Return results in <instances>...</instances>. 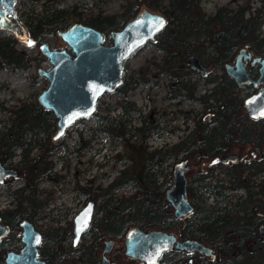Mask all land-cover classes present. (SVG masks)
I'll use <instances>...</instances> for the list:
<instances>
[{"label":"trees","instance_id":"obj_1","mask_svg":"<svg viewBox=\"0 0 264 264\" xmlns=\"http://www.w3.org/2000/svg\"><path fill=\"white\" fill-rule=\"evenodd\" d=\"M262 6V4L251 6L249 0L241 2L227 0L216 5L211 12L202 8L200 0H123L119 2V10L110 12H104L100 7L94 11L84 12L74 3L60 8L52 7L50 10L44 6L45 12L42 14L35 13L24 19L31 43L36 50L35 55L30 56L26 51L16 48L14 46L16 38L10 33H0V68L3 64L9 69L26 67L31 59L36 60L44 56L39 48V44L44 41L42 36L54 34L72 23L90 25L104 32L103 40H107L109 39L107 33L110 30L118 29L138 10L146 7L158 10L165 17V23L157 32L153 46L157 51L166 53H163L162 61H158L155 55L148 58V65L151 67L148 70L153 69L154 73L165 70L170 74L181 75L183 71L189 70V67L186 66L183 55L173 50H182L194 53L202 60H208L214 69H220L223 74V63L232 59L241 46L246 45L254 52L264 51ZM70 20L73 21L70 23ZM241 27H244V31L239 34ZM145 71L138 67L132 69L128 76L124 74L123 90L135 87L133 73H138L141 80H146ZM125 76L127 77L124 78ZM215 80L214 78L210 92L215 123L207 125L196 118L194 131L186 134L180 141L163 149H147L146 137L151 132H156L158 125L156 121L142 119L141 125L134 126L129 136L122 139V149L116 150L113 154L117 159L120 155L127 160L132 156L131 161L119 168L116 175L104 186L100 184L76 186L86 196L93 199L99 196L96 209L100 213L94 217L87 230V241L74 246L70 243L69 229L62 226H48L43 229L45 241L39 246V254L45 259L46 264H95L100 245L99 234L120 239L124 232L132 227L167 230L176 227L177 218L172 215V208L164 198V192L171 182V175L167 173L165 164L169 158H173L174 161L183 157L190 160L191 176L187 180L186 191L192 202V210L184 219L181 233L201 237L208 242L217 241L219 242L217 245L228 254V257L220 262L205 255H197L198 264H264V239L246 245V236H250L252 230L250 224L242 220L247 212L253 211V207H256L261 211V220L264 221L262 162H254L252 167L246 166L244 171L237 162L215 166L200 164L201 161H206L222 151L223 147H230L238 141L240 143L249 141L256 137L255 133H264V118L251 120L246 117L240 107L241 97L238 96V90L234 89L236 84L232 79L228 78L225 82ZM29 95L32 96L31 99H19L16 104L4 106L0 102V113L4 115V118H0L2 121L0 161L6 159L4 153L12 155L14 147L19 146L20 157L16 161V166L25 169L28 191L30 190L33 195L25 192L24 185L18 190L8 192L17 193L14 213L27 218H31L34 212H40L52 197L49 190L39 188L37 184L44 178H54L50 155L68 133L65 132L58 139H52L56 129V116L38 102L32 90ZM208 95L205 93L197 99L205 102ZM97 108L99 104L96 105L94 114ZM106 108L109 106L106 105ZM97 116L102 118L100 115ZM120 124L113 132L110 128L103 129L117 137L126 130L123 122ZM239 125L244 132H239ZM202 167L203 170L200 169ZM214 167H217V172H212ZM252 172L260 175V180L256 183L247 180ZM218 173H221V176ZM242 174H245V180H241ZM211 177L215 178L213 183L210 182ZM123 185L132 186L134 190L127 194L117 193L116 188ZM240 185L245 190L248 187L255 189L248 191L245 197L234 195L231 199L229 196L225 199L228 189ZM202 193L214 194L217 201L221 200L222 206L218 205L214 210L222 208L223 212H216L212 216L209 215L212 209L203 210ZM26 199L29 201L26 202L27 207L23 204ZM24 210L28 213H24ZM0 214L5 221H12L6 213ZM177 226H180V223ZM226 231H229V234L225 233ZM228 236L233 238L230 245L225 241V237ZM1 242L0 257L3 249ZM182 258L184 256L181 251L171 249L162 254V262L158 264H180ZM122 264L140 263L129 259Z\"/></svg>","mask_w":264,"mask_h":264},{"label":"water","instance_id":"obj_2","mask_svg":"<svg viewBox=\"0 0 264 264\" xmlns=\"http://www.w3.org/2000/svg\"><path fill=\"white\" fill-rule=\"evenodd\" d=\"M15 1L0 0V30L7 31L26 42L29 37L22 20L16 15ZM157 20H163L165 23L162 13L142 7L121 27L107 33V37L111 39L110 43H104V32L76 22L57 31L69 46V51L66 46L51 47L47 41L39 44L40 51L47 58L49 65L37 69L46 79V85L38 92L36 98L44 108L50 109L56 116V129L52 139L60 138L75 120L92 114L98 97L120 83L125 60L162 28L156 23ZM243 30L244 27H241L239 33ZM249 55L250 52H245V47H241L235 61L226 62L224 67L236 83L250 81L254 85L263 84L256 92L243 99L248 115L258 117L264 115V57H252V61H260V67L258 75L250 78L245 62L241 59ZM186 61L201 74L205 73V68L197 55H188ZM256 149L257 147L251 153L253 154ZM236 158L235 153L224 157L214 156L208 163H226ZM188 167L189 163L185 158L177 159L172 164L171 182L164 192V198L175 216H183L192 210V203L186 191L185 172ZM8 175L14 176L15 170L5 168L0 163V182ZM93 213L94 200L87 199L73 215L71 226L73 244L80 238L81 233L88 229ZM19 225L22 246L18 251H7L4 255V264H45V261L38 257V245L42 241L40 231L25 218ZM263 228L264 224H261V229ZM158 230L129 228L124 242L125 254L146 264H155L162 251L169 248L174 240L172 234ZM5 231L6 226L0 223V235ZM105 242L108 245L111 240ZM175 245L178 248L195 249L210 254V248L195 238L177 241ZM107 249L105 246L104 250ZM104 261L103 257L101 264Z\"/></svg>","mask_w":264,"mask_h":264},{"label":"rangeland","instance_id":"obj_3","mask_svg":"<svg viewBox=\"0 0 264 264\" xmlns=\"http://www.w3.org/2000/svg\"><path fill=\"white\" fill-rule=\"evenodd\" d=\"M120 1L123 0H16L14 8L18 18L25 24L24 19L26 16L35 15V13L42 14L45 12L44 6L50 10L52 7L60 8L74 3L78 4V9L84 12L89 10L94 11L97 7L103 9L104 12H110L112 10H119ZM226 1L227 0H201L200 5L205 11L211 12L216 5L225 3ZM236 2H241V0H236ZM249 4L251 6H259L262 4V10L264 12V0H249ZM153 11L159 12L155 9H153ZM72 21L73 20H70L69 22L71 23ZM0 33L9 32L0 30ZM26 33L29 37L28 41L31 42L28 30ZM15 38L16 41L14 46L16 48L26 51L30 56L35 55L36 50L32 43L31 46H29L28 41L25 42L17 37ZM42 40L47 41L51 47H64L66 45L57 32L42 36ZM103 41L107 44L111 42V39ZM152 55H155L158 61L161 60L160 52L155 50L152 44H145L137 48L124 62L126 66L125 75L131 73L132 69L141 67L146 70L145 75L147 79L137 80L136 78V87L128 94H125V96L121 93L116 95L109 91L103 92L99 96V100L97 99V102L99 101V108H97L96 114L92 113L86 117L79 118L66 129L65 132H68L67 136L50 155V159L53 162L52 169L54 178H44L37 184V187L43 188L46 191L49 190L52 193V197L35 216L42 230L46 229L48 226L63 225V223L71 219L73 214L81 207L85 196L76 186L88 184H100L104 186L116 175L119 168L130 162L124 159L123 155H120L119 159L113 156L116 150L120 151V149H122L121 141L125 136H129L128 132L125 131L123 134L115 137L113 134L103 129L110 128L113 132L118 126L117 123L114 124L113 119H126L123 112L120 111L119 104H116L118 100L120 103L124 100H129L133 103V109L129 111L130 117L133 118V120H130L128 124L124 123V127L128 128V131L130 127L140 122V118L138 117L139 114H146V119L156 121L159 126L163 123V119L166 120L168 116L170 119L176 117L175 112L177 111L176 108H178L176 106H180L187 116L178 113L175 124L180 125L183 120V124L184 121L188 122L185 126H193V119L188 114V109L189 107L192 108V110H194L193 115H198L200 114L201 104L195 101H189L188 99L181 100L178 104H173L169 99L164 98V90H167L169 83H171L173 87L174 84L172 82L174 81H172L166 73H154L153 69L148 70V68L151 67H149L147 59ZM48 65L45 55L38 57L36 60L31 59L30 64L26 67H14L9 69L3 64L0 68V102L4 106H7L18 103L19 99H31L32 96L29 95L30 90H32L35 97L46 85V79L37 72V69L46 68ZM133 74L135 77L137 76V73ZM200 90L199 87L198 92ZM106 105H108L109 108H106ZM162 108L164 112L161 113ZM170 111L172 112L170 113ZM160 113L162 117L159 116ZM97 115L102 116V118H98ZM0 118H4V115L1 113ZM1 126L2 121L0 120V129ZM184 133L185 130L182 131L178 129H172L170 132H162V134H155L152 132L146 138L147 148L167 147L179 140ZM131 139L132 137H130L129 140L131 141ZM14 151L16 152L17 149L15 148ZM173 162V158H169L165 164V169L170 175ZM212 172H217V168H212ZM218 175L221 176V173H218ZM186 177H189L188 172L186 173ZM20 183V180H16L11 185H8V188L11 189ZM5 189L6 186H0V207L9 203L7 200L5 201L3 193ZM133 190V187L129 185L116 188L117 193L124 194L130 193ZM42 194L44 195V193ZM202 194L204 195L201 203L203 210L213 209L218 205L222 206L223 202H221V200L217 201L214 194ZM234 195H243V188L236 186L235 188L228 189L225 193V199L228 196V198L231 199ZM14 204L15 202L13 201L7 206H13ZM117 245L120 247L121 243L117 242ZM118 247L115 248L114 246L111 251L113 258L117 256L120 250Z\"/></svg>","mask_w":264,"mask_h":264},{"label":"flooded vegetation","instance_id":"obj_4","mask_svg":"<svg viewBox=\"0 0 264 264\" xmlns=\"http://www.w3.org/2000/svg\"><path fill=\"white\" fill-rule=\"evenodd\" d=\"M24 26H25V28H27L25 24H24ZM156 35H157V33H155L153 35V38L147 39L141 46H144L145 44H147V45L148 44H152L153 45V41H154ZM65 46H66V48L69 51L70 50L69 46L67 44ZM241 47H245V52L246 51L250 52V55L247 58L243 59L241 57V59L245 62V67H246L247 73L250 76V78H255L258 75V73H259L260 61L259 60L252 61L251 59H252L253 56L264 57V53H263L264 51L263 52H254L253 50H250L249 48H247L246 45H243ZM240 48L237 49V51L235 52L233 58L230 59L229 61H226V62L233 63L235 61L236 54L238 53ZM173 51L178 53L181 56L183 55L184 62L187 64L186 66L189 67V70L183 71L181 75L170 74L169 72H167L165 70H160L158 72V73H166V74H168V76L172 79V81H174V82H172L174 84L173 87H172L171 83H169V86H168L167 90H164V93H163L164 98L169 99V101L171 103H173V104H178L181 100H184V99H188L189 101H195V102H198L199 104H201V110L199 111L200 114L193 115L194 110H192V108L189 107V109H188L189 113L188 114L193 119V123H192L193 126H191V127L185 126V125L188 124V122L184 121V124H183V120L180 123V125H181L180 126L179 124H175V120H176L177 114L181 113L184 116H187V114L183 112V110L180 108V106H176V107H178V108H176L177 111L175 112L176 117H174V118L172 117V119H170L169 116H168L166 120L163 119V123L158 126L159 130L157 129V131L154 132L155 134H160V133L162 134V132H170L172 129L173 130L174 129H178V130H182V131L185 130V133L183 134V136L179 140L176 141V142H178L186 134H188L189 132H193L194 131V129L196 127V123H195V119L196 118L200 119V121H202V122H206L207 125H212L213 123H215L216 122V120L214 119L215 113L212 110V99H211V95H210V92H211V89H212L211 87H212V85L214 83V81H213L214 78L216 79L215 81L218 80V81H222V82L227 81L228 78L233 80V82L236 84L234 86V89L238 90V93H239L238 96L241 97L240 107H241L243 113H245L247 118H249L251 120H259L260 118H264V115L258 116V117L249 116L247 111H246V108H245V106L243 104V99L247 95H250V94L256 92L263 84L259 83V84L254 85L250 81H246V82L241 83V84L236 83L234 78L231 75H229V73L225 70L224 64L226 62L223 63V70H224L223 71L224 75H223L222 71L220 69H217V68L214 69L212 63L208 62V60H202L197 55L198 58H199L200 63L205 68V73L201 74L198 70H196L194 67H192L186 61L187 56L190 55V54H194V53H190L188 51H182V50H173ZM163 53L165 54L166 52L165 51H160V55H161V60L160 61L163 60V58H162L163 57L162 55H164ZM150 58H151V56H150ZM125 69H126V66L124 64L123 71H122V74H121L120 83L118 85L112 87L111 89L107 90V91H109L111 93H114L116 95L121 93L123 96H125V94H128L132 89H134L136 87V85H135L134 88H127L126 90H123V86L125 84V82H124L125 79H123V75L125 74ZM251 69H253L252 72H251ZM128 74L129 73H127V76H128ZM127 76H125L124 78H126ZM136 78H137V80H141L140 75H138V73H137V76L134 78V80H136ZM181 82H183V83H181ZM147 85H149V84H147ZM199 87H200L201 90L198 92V88ZM205 93L207 95L209 94L208 95L209 97L207 98V100L205 102H204V100H201V99L198 100L197 99V97H202ZM98 100H99V97H98ZM98 103H99V101L96 102L95 108H96V105H98ZM116 104H119L118 106L120 107V111L123 112V114L125 115L126 119L123 120L122 118L121 119L120 118H114L113 119L114 124L117 123L118 126H120L121 122H123V124L124 123L128 124L130 120L132 121L133 118L130 117L129 111L131 109H133V103L131 101H129V100H124L123 102L120 103L119 100H118L116 102ZM124 105L126 107H124ZM112 108H113V106H112ZM153 109H154V107H153ZM162 112H164L163 108H162L161 113ZM171 112L172 111H170V113ZM161 113L159 114V116L162 117ZM171 116H174V115H171ZM138 117L140 118V122L137 125H133L132 127H130L129 131H128V128H126L125 131H127L128 134H130V132H132V129H133L134 126H140L141 125L142 119L146 120V118H147L146 114H139ZM167 120H169V121H167ZM239 126H240L239 132H244V129L242 128V126L244 127V124H242V126L241 125H239ZM255 136L256 137H254L253 139H251L249 141H246V142H243V143H240V141H238L236 143L231 144L230 147H227V146L223 147L222 151L214 154L213 156H211L206 161H201L200 164H202V165H207L208 164L210 166H215L217 164L227 165L229 163L237 162V163L240 164V166H242L243 171L246 170V166L252 167L254 165V162H256V163L257 162H262L261 166L264 167V133L263 132L255 133ZM176 142H174V143H176ZM172 144H170L169 146H171ZM169 146H167V147H169ZM256 147H257L256 151L252 154L251 151H253ZM15 148L17 149V151L16 152L14 151V154L7 155L6 153H4V157L6 159L4 161H2V162L0 161V163L5 168L9 167V168H12V169L15 170V175L14 176L13 175H8V176H5V177L2 178V180L0 182V186L1 187L2 186L8 187V185H11L16 180H20L21 181V183L18 184L17 186L12 187L11 189L10 188H6L5 191H3L4 197H5V201L7 200V202H9V203H7V204L3 205L2 207H0V213H6L12 221L11 222L5 221L2 218V215L0 214V223L4 224L6 226V231L3 234L0 235V242L2 241L1 242V246L3 248L2 251H1V257H0L1 264H4V255H5V253L7 251H18L19 248L22 246V241L20 239L21 238V227L19 225V222L23 218H25V219L29 220L30 222H32V224L40 231L41 236H42V241L38 245V257H40L41 259H43L45 261V259L42 258L41 255L39 254V246L45 241V238H44V235H43V230L39 227V223L37 222V219L35 218L37 213L34 212L32 214L31 218H27L26 216H19L18 214H15L14 213V209L16 208V204H17V197H16L17 193L16 192H12V193L8 192V190H14V191L18 190L22 185H24L25 186V189H24L25 192L29 193V195H31V194L33 195V193L30 190L28 191V184L26 182L25 169L24 168L20 169V168H18L16 166V161L20 157V155H19V152H20L19 150L20 149H19V146H15L14 149ZM163 148L164 147H162L160 149H163ZM233 153H235L237 155V158L234 161H228L226 163H221V162H216V163H213V164H209L208 163L209 160L212 157H214V156L224 157V156H227V155L233 154ZM31 155H33V154L31 153ZM131 157L132 156H129V161H131V159H132ZM183 158H185L187 160V162L190 163V160L188 158H186V157H183ZM175 161L176 160H174V162ZM200 169L203 170L204 168L202 167ZM190 171H191V168H190V164H189V167H188V169L185 172V177H186V173L187 172L189 173V177L191 176V172ZM189 177L188 178L186 177V184H187V180L189 179ZM210 179H211V183H213V179H215V178L211 177ZM241 180H245V174H242ZM247 180H251L250 182L256 183L257 180H260V175L256 174L255 172H252ZM88 183H90V182H88ZM95 185L96 184H94L93 186H95ZM79 186H82V185H79ZM83 186H85V185H83ZM240 187L243 188L242 185H240ZM253 189H255V188H253ZM253 189L251 187H248L246 190L243 188V195H240V196L241 197H245L247 192L248 191H252ZM3 193H1V194H3ZM84 196H85L84 197V202L87 199H93V198H91L89 196H86L85 194H84ZM98 198H99V196H97L96 199H93L94 200V213H93V217H92L91 223H92V221H94V217L97 216L100 213V211H97V209H96V205L99 202ZM13 201L15 202V204L13 206H7V205L11 204ZM26 202L29 203V201L26 199L23 202V204L25 206L27 205ZM84 202L81 204V206L84 204ZM30 210H31V208L28 209V211H30ZM24 211H25L24 213H28L26 210H24ZM216 212H223V209L221 208V209H215L214 210V208H213L210 211L209 215L213 216L214 213H216ZM190 213H188V214H190ZM188 214H185L183 216H175L172 213V215L175 218H177V222L178 223L176 224V227L170 228L168 230L167 229H159L158 230V231L166 232L168 234H172L174 236V240L171 242V245L169 246V248H167L166 250L162 251L160 256L157 258L155 264L161 263L162 262V259H161L162 254L164 252H166V251L171 250V249H174V250L177 249V250H179V251H181L183 253L184 258H182L180 264H198L197 255L198 256L205 255V256H207V257H209L211 259H216L218 262L222 261L223 258H227L228 257V254L226 253V251L223 248H221L220 246L217 245L219 242H217V241L208 242L206 240H203V238H201V237L198 238L197 236H186V235H183L181 233V226L184 224V222H185L184 219H185V217ZM261 214L262 213H261V211L259 209H257L256 207H253V211L247 212V215L245 217H242V220L245 221L244 223H249L250 224L249 226L251 227V230H252L251 231V235L250 236L249 235L246 236V239H245L246 245H250V244L255 243L257 240L264 239V228L261 229V224H264V221L261 220ZM72 217H71V219L65 221L63 223V225H58V226L65 227V228L69 229L70 232H71ZM179 223H180V226H177ZM53 227H56V226H53ZM139 228H142L144 230L155 229L154 227L148 228V227H143V226L139 227ZM88 229H89V227H88ZM241 229H243V225H242ZM87 230H85L83 233H81L80 238L77 240V242L75 244L72 243V232H71V236H70L71 245L74 246V245L78 244L79 242L81 243L82 241H87V239H88V235H87L88 231ZM127 231L124 232L122 238H120V239H116V238H113V237H110V236H107V235H103V234H99L98 235V239H99L98 241H99L100 245H99V248H98V251H97V260H96L95 264H101V260H102L103 257H104L105 261L102 264H116L117 262H119V264H122V262H124V263H125V261L128 262L129 259H132V260H134V261H136V262H138L140 264H146L143 261H140V260H138L136 258H133L132 256H129V255L125 254V252H124V250H125L124 242H125ZM228 232L229 231H226L225 233L229 234ZM186 238H195V239L201 241L203 244H205L206 246H208L210 248V254H204L203 252H200V251L195 250V249L188 250V249H185V248H178L175 245V242L181 241V240L186 239ZM107 240H111L110 244H108V245H106V242H105ZM225 241H226V243L228 245H230L233 242L232 236L225 237ZM117 242L121 243L120 247H118ZM219 245H221V244H219ZM105 246H107V248H108L107 250H104ZM114 246H115V248H117V247L120 248V250L118 251V254L116 256L117 258L116 257L113 258V256L111 255V251H112ZM231 247H233V246H231ZM235 252H236V250L233 253H235ZM45 264H46V261H45Z\"/></svg>","mask_w":264,"mask_h":264},{"label":"snow or ice","instance_id":"obj_5","mask_svg":"<svg viewBox=\"0 0 264 264\" xmlns=\"http://www.w3.org/2000/svg\"><path fill=\"white\" fill-rule=\"evenodd\" d=\"M156 23H158V25H159L160 27H162L164 22H163V20H157ZM28 43H29V46H31V42L28 41Z\"/></svg>","mask_w":264,"mask_h":264}]
</instances>
